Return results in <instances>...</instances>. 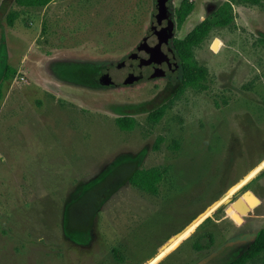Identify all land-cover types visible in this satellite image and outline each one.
Masks as SVG:
<instances>
[{"label":"rangeland","instance_id":"374dc122","mask_svg":"<svg viewBox=\"0 0 264 264\" xmlns=\"http://www.w3.org/2000/svg\"><path fill=\"white\" fill-rule=\"evenodd\" d=\"M156 1L0 0V264H228L264 228V7L235 4L233 25L194 49L202 91L178 96L175 75L100 87L150 32ZM227 1L190 0L175 39ZM10 11L23 12L13 28ZM152 168L166 170L157 197L128 183Z\"/></svg>","mask_w":264,"mask_h":264},{"label":"trees","instance_id":"16d2710c","mask_svg":"<svg viewBox=\"0 0 264 264\" xmlns=\"http://www.w3.org/2000/svg\"><path fill=\"white\" fill-rule=\"evenodd\" d=\"M54 0H14L15 5L21 9H34L39 7H47ZM250 5L255 7H264V0H229L223 3L212 15L202 21L193 31H191L183 40L175 42V48L178 56L182 62L180 70L182 87L178 92V96L184 94L188 89L194 91H202L204 82L206 81L207 71L205 68L199 66L194 59V49L200 47L210 34L216 29H225L233 25L234 5ZM195 9L194 3L190 0H183L180 3L178 10L175 12L177 20V28L181 29L187 18L193 13ZM0 8V14L1 12ZM23 12L10 11L6 15L7 25L13 28L16 21L21 17ZM4 14V13H3ZM2 15V14H1ZM264 44V41H262ZM10 80L9 70L6 71L4 82L8 84ZM3 86L0 85V103L4 100L2 92ZM167 107L162 106L149 114V121L158 124L162 121L166 114ZM116 125L122 132H132L137 126V122L133 117H122L116 120ZM158 141L155 149H158ZM264 173L261 175L263 176ZM166 170L162 168L143 169L135 171L130 177L129 185L152 197L159 196L160 186L164 182ZM259 179V178H258ZM208 243L206 245H195L198 251L208 250L213 246L214 240L211 235H207ZM115 253H117L115 251ZM264 253V228L261 229L257 235L255 242L245 250L241 255L230 261L228 264H248L258 259Z\"/></svg>","mask_w":264,"mask_h":264},{"label":"flooded vegetation","instance_id":"af4514ba","mask_svg":"<svg viewBox=\"0 0 264 264\" xmlns=\"http://www.w3.org/2000/svg\"><path fill=\"white\" fill-rule=\"evenodd\" d=\"M169 8L171 18L177 24L175 10H173L172 5L169 6ZM156 15L155 23L150 26V32L146 37H143L142 42L138 44L135 51L126 55L125 59L118 62L116 65H109L110 67H107L104 72L100 71L97 78V83L100 87L110 89L119 87L130 88L143 83V81L151 82L155 81V79H170L172 75H175L176 79L181 81L180 70L182 62L175 48V42L179 40L175 39V37L168 45L162 46L161 50L163 52V57H157L152 60L154 45L147 41V38L159 28V24L156 22ZM59 62L65 63L69 62V60H60ZM105 66L107 65L103 67ZM160 74H162L161 78H153L155 75ZM57 77L58 76H55V78ZM130 81L134 82L130 84ZM255 239L256 236L252 239L250 246L255 242Z\"/></svg>","mask_w":264,"mask_h":264},{"label":"water","instance_id":"95a60500","mask_svg":"<svg viewBox=\"0 0 264 264\" xmlns=\"http://www.w3.org/2000/svg\"><path fill=\"white\" fill-rule=\"evenodd\" d=\"M171 0H157V15L156 22L159 24L157 28L148 38L147 41L154 45V53L152 55V60L157 57H163V52L161 50L163 45H168L175 36V24L171 18V12L169 8V3ZM162 74L155 75L153 78H161ZM134 81H130L132 84ZM251 193H246V195ZM245 195V196H246ZM253 196V194H251ZM243 196V197H245ZM259 202V200L253 196V205ZM260 204V202H259ZM233 206L238 209L241 214L251 212L248 207L243 203L242 198L238 199ZM259 206V205H258ZM257 207V206H256Z\"/></svg>","mask_w":264,"mask_h":264},{"label":"crops","instance_id":"0c3cea01","mask_svg":"<svg viewBox=\"0 0 264 264\" xmlns=\"http://www.w3.org/2000/svg\"><path fill=\"white\" fill-rule=\"evenodd\" d=\"M60 234V233H59ZM61 235V237H64V234H63V236H62V233L60 234Z\"/></svg>","mask_w":264,"mask_h":264}]
</instances>
